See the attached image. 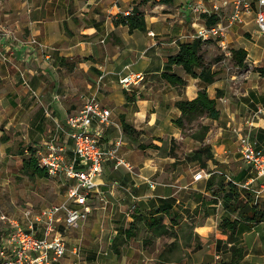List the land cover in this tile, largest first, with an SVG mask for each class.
<instances>
[{
    "label": "crops",
    "instance_id": "1",
    "mask_svg": "<svg viewBox=\"0 0 264 264\" xmlns=\"http://www.w3.org/2000/svg\"><path fill=\"white\" fill-rule=\"evenodd\" d=\"M160 1L25 0L24 6L32 12L31 16L26 15L29 39L45 46L42 51L47 54L43 56L36 45L19 40V29L13 28L14 24H10L13 30L5 31L8 36L2 41L3 50L7 51L15 75L33 94L36 92L31 83L38 76H55L54 63L64 60L85 66L89 78H96L88 97L101 95L111 110V124L105 129L101 145L107 149L112 141L123 137L118 157L131 169L117 166L113 160L104 162L98 182L110 204L107 210L95 207L82 224L98 227L94 252L96 259L102 258L104 263L97 264H231L232 253L226 246L230 232L223 231L220 225L225 219H237L238 213L232 208L239 202L224 199L229 195L228 186L219 192L216 185L207 188V182L214 175H224L226 183H236L242 199L247 190L240 185L254 176L242 158L232 129L241 127L246 133L247 120L257 109H264V76L256 71L264 68V33L257 25L255 13L245 16V23L234 26L226 36L229 51H247L244 67L232 64V68H227V60L222 59L212 66L215 81L206 84L186 74L181 66L167 63L170 56L178 53V42H192L198 28L207 26L199 15L182 9V4L194 0H172L170 4ZM217 1L205 3L211 7ZM136 6L145 14V32H130L128 26L116 22ZM3 28L7 27H0ZM205 46L210 45H204L203 52ZM33 47L35 51L31 53ZM0 62L6 63L1 56ZM137 73L143 74L144 80L124 90L120 78ZM165 73L181 77L186 85H171L163 77ZM203 89L210 99L216 100L220 117L208 118L205 123L208 131L200 143L205 141L203 146L212 158H206L205 153L200 171L207 178L194 182L193 166L200 161L192 160L194 140L183 135L177 124L181 117L177 103L194 100ZM56 109H46L43 114L52 126L67 119L55 117L54 113H59ZM123 123L140 132L136 139L125 135ZM59 134L60 141L67 140L64 133ZM252 140L258 147L264 146V112L255 118ZM148 181L156 186L151 188ZM196 194H201V201L194 198ZM263 195H254L262 212ZM155 211L164 216L169 235L159 236L147 225ZM60 231L64 236L70 230L61 226ZM237 236V245L243 249L240 264H264V219L241 222ZM82 245L80 235L75 243L67 244V253L57 264H87L66 259L71 255L75 260L78 256L73 250L78 248L81 254Z\"/></svg>",
    "mask_w": 264,
    "mask_h": 264
},
{
    "label": "built area",
    "instance_id": "2",
    "mask_svg": "<svg viewBox=\"0 0 264 264\" xmlns=\"http://www.w3.org/2000/svg\"><path fill=\"white\" fill-rule=\"evenodd\" d=\"M229 7L231 9L228 11ZM182 9L200 17L217 15L220 18L216 25L198 28L196 38L216 41L228 57H231V51L227 47L226 36L231 28L245 23V16L255 13L257 25L264 33V0H219L211 7L205 6L203 1H190ZM131 12L132 9L127 15ZM224 15L227 17L224 18ZM149 35L154 36L153 33ZM5 36H8L7 32H0V56L8 61L2 43ZM143 80V74L137 73L120 78L119 83L128 91L133 84ZM263 112L264 109L259 108L247 120L246 133H243L241 127L232 129L238 139L242 158L254 174L240 187L252 191L254 195L264 193V146L258 147L252 140L255 118ZM110 124L111 110L97 95H92L86 99L79 112L67 117L64 124L56 122V129L66 135V141H60L56 134L51 135L41 145L42 150H34L38 167L49 177L63 180L66 200L43 209L39 214L26 211V229L18 221L9 220L12 231L0 248L2 264H57L67 253V243L60 227L66 230L79 227L88 220L95 207L107 210L110 201L106 193L99 189L98 182L104 162L113 160L117 166L124 165L131 169L118 157L119 148L124 144L122 136L112 141L107 149L101 145L105 129ZM205 178L207 174L198 171L193 181ZM148 182L151 188L156 186L155 182ZM39 224L40 227H36ZM78 251V248H74L73 253L78 254Z\"/></svg>",
    "mask_w": 264,
    "mask_h": 264
},
{
    "label": "rangeland",
    "instance_id": "3",
    "mask_svg": "<svg viewBox=\"0 0 264 264\" xmlns=\"http://www.w3.org/2000/svg\"><path fill=\"white\" fill-rule=\"evenodd\" d=\"M24 1L0 0V27H7L6 29H0V32L11 31L13 28L19 29V35H17L20 38L19 40H25V43L36 45L35 47L38 48L39 53L46 56V51H42L45 50V46L38 43L36 39H29L26 15L29 17L32 12L28 11L30 8L24 6ZM203 3L209 7L210 3L206 5L205 0H203ZM226 17L227 15H224V18ZM10 24H14L12 29ZM209 45L205 46V58L211 63L216 58L225 59L227 60L225 61L227 68H232L231 57L226 58L220 45L217 42ZM34 51L33 47L30 52L33 53ZM5 62H0V239L2 243L12 231L9 220L18 221L26 229L27 223L24 219L26 211L30 210L33 214H39L43 209L66 200V187L62 179L49 176L32 178L27 174L23 162L25 158L29 157V153L23 152L29 148L42 150L41 145L51 135L58 134L59 139V130L56 132L57 125L52 126V122H47L43 115L46 109L51 110L56 106L59 113L56 114L55 112L54 116L59 119L62 116L68 117L76 114L82 109L96 84V78H89L85 66L63 60L60 64L58 62L54 63V67H56L54 77L49 78L48 75L38 76L31 83V87L36 92V94H33L29 90L27 92V85L15 75L11 63L9 61ZM58 65L59 69H57ZM100 92L99 94L102 93ZM99 100L103 103L105 101L101 95ZM53 101H56L57 105ZM207 121L208 117L205 114L193 122L187 123L185 121V126L182 129L183 135L194 140L193 152L190 154L195 153L204 145L205 141L202 144L199 140L197 141L196 137H205L203 127ZM48 130L49 132H47ZM46 132L47 134H45ZM175 147L177 146L175 145ZM126 149L128 148L126 147ZM171 152L173 153V150ZM35 155H37L36 152ZM201 165L202 163H196L193 166L194 174L202 169ZM254 199H256L255 196ZM82 224L78 228L65 232L67 234H64L63 237L66 243L71 245L75 243V238L81 235L84 251L81 254L80 252L76 254L78 257H75V260L71 255L67 256L66 259H72V263H104L101 257L99 260L98 257L96 259V253L94 252V240L97 238L99 231L97 225L93 224L88 227V222L84 226ZM91 224L90 222L89 225ZM36 227H40V224Z\"/></svg>",
    "mask_w": 264,
    "mask_h": 264
},
{
    "label": "trees",
    "instance_id": "4",
    "mask_svg": "<svg viewBox=\"0 0 264 264\" xmlns=\"http://www.w3.org/2000/svg\"><path fill=\"white\" fill-rule=\"evenodd\" d=\"M171 1L172 0H161L160 2L170 4ZM201 18L205 21L208 27L216 25L220 21V18L217 15H202ZM116 22L117 24L128 26L130 32H133L134 30H140L143 32L146 31L145 14L144 12L140 11L137 6L132 9L130 14L119 17ZM214 42L216 41L202 40L200 38H196L189 43L178 42V53L176 55L170 56L167 60V63L169 65L181 66L186 74L194 78H199L206 84H212L216 77V72L212 71V66L222 59L216 58L212 63L206 61L204 58L205 52H203V46ZM247 56V51L244 49L232 50L230 62L233 65L242 68L245 65ZM256 71L260 72L262 76H264V68H257ZM163 77L173 86L186 85V81L177 75H169L165 73L163 74ZM217 95L220 96V91H218ZM177 106L181 111V117L177 121V124L182 129L185 126V121L187 123L193 122L204 114L213 120H217L220 117V111L217 109L216 100L210 99L205 89L199 91L198 96L194 100L190 101L187 99H182L177 103ZM123 131L125 135L133 140L136 139L140 134V132H138L132 125L127 123H123ZM203 131H208V128L204 126ZM196 138L202 142L205 137L200 136ZM26 152L29 153V157L24 159L23 166L27 169V174L32 178L48 176L43 169L38 167L34 150L29 148L23 153ZM205 153L207 154L206 158H212V155L209 153V149L206 146H202L194 153L192 160L203 163L202 161L205 159ZM201 167H204V165L202 164ZM214 185L217 186L219 192H222L224 188L228 186L229 195H225L224 199L229 203L233 198L236 200V202H239L237 207L232 208L234 212L238 213L237 219L234 221L225 219L221 223L220 227L223 231L227 230L230 232L226 246L232 253L231 264H240L241 260L243 259V249L237 245L238 226L243 221H259V219H264V212L258 210L254 195L250 194L248 191H245V193H243V198L240 199L241 192L232 182L226 183V177L224 175H214L208 180L207 188H212ZM194 198L198 201H201L202 199L201 194L194 195ZM163 219L164 216L159 211H155L151 213V217L147 221V225L159 236L169 235V230L166 229ZM1 246L2 242L0 239V248ZM2 263V258H0V264Z\"/></svg>",
    "mask_w": 264,
    "mask_h": 264
}]
</instances>
